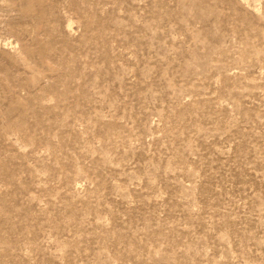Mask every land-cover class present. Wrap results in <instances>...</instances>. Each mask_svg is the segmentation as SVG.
<instances>
[{
    "label": "rangeland",
    "instance_id": "obj_1",
    "mask_svg": "<svg viewBox=\"0 0 264 264\" xmlns=\"http://www.w3.org/2000/svg\"><path fill=\"white\" fill-rule=\"evenodd\" d=\"M0 264H264V0H0Z\"/></svg>",
    "mask_w": 264,
    "mask_h": 264
}]
</instances>
